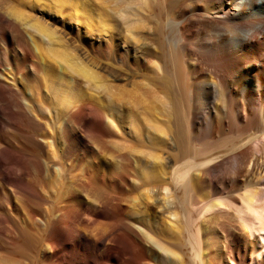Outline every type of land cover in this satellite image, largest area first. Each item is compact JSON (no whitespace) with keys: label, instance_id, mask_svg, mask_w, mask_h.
Instances as JSON below:
<instances>
[{"label":"bare ground","instance_id":"bare-ground-1","mask_svg":"<svg viewBox=\"0 0 264 264\" xmlns=\"http://www.w3.org/2000/svg\"><path fill=\"white\" fill-rule=\"evenodd\" d=\"M224 256L264 264V0H0V264Z\"/></svg>","mask_w":264,"mask_h":264},{"label":"rangeland","instance_id":"rangeland-1","mask_svg":"<svg viewBox=\"0 0 264 264\" xmlns=\"http://www.w3.org/2000/svg\"><path fill=\"white\" fill-rule=\"evenodd\" d=\"M100 191H101V193H103V195H109L108 193V190H106L105 188H101L100 189ZM107 191V192H106ZM83 197L88 201V202H94V199L92 198V197H89L88 195H86V193H84L83 194ZM223 260H224V263L225 264H234V263H232V261H230L228 258H227V256L225 257H223Z\"/></svg>","mask_w":264,"mask_h":264}]
</instances>
